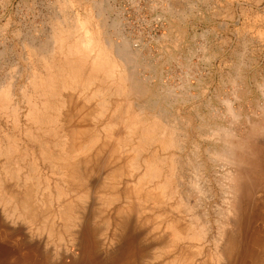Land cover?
<instances>
[{
	"label": "bare ground",
	"instance_id": "bare-ground-1",
	"mask_svg": "<svg viewBox=\"0 0 264 264\" xmlns=\"http://www.w3.org/2000/svg\"><path fill=\"white\" fill-rule=\"evenodd\" d=\"M69 1L85 4L84 0ZM118 1L99 0L97 11L90 0L83 18L79 13L73 20L63 15L53 22L51 39L31 42L27 83L17 92L14 81L0 82V237L5 239L0 248L22 249L35 264H62L60 260L71 247L83 249V235L88 234L84 237L94 246L97 231L87 228L93 195L101 188L110 191L109 198L101 202L110 211L103 245L121 238L118 232L124 227L139 228V241L127 238L120 248L125 262L141 264L142 257L169 230V252L158 257L169 256L165 264H194L195 259L178 241L208 239L207 226L191 213V203L174 183L175 157L157 154L176 148L180 141L174 126L162 121L158 107L155 111L142 104L150 89L141 86L148 78L145 71H149L147 57L144 61L139 57L146 48L144 30L136 40L130 37V12ZM131 4L141 10L138 1ZM172 8L176 10L175 4ZM157 18L163 20L160 14ZM33 60L40 66H34ZM10 123L13 130H9ZM226 132L225 128L228 147L219 159L228 165L224 175L227 210L209 255L216 264H255L260 250L264 251V235L262 238L246 229L251 182L244 174L249 170L241 166L252 165L251 156H261L263 151L256 143L257 151L244 140L236 142L231 133L226 137ZM240 148L250 155L249 160V155L239 154ZM103 175L109 180L101 186ZM157 205L191 213L195 223L184 226L181 219L165 214L171 221L162 232V227L146 216ZM147 225L152 236L141 241ZM138 242L140 248L136 247ZM94 258L100 262L98 255Z\"/></svg>",
	"mask_w": 264,
	"mask_h": 264
},
{
	"label": "rangeland",
	"instance_id": "rangeland-1",
	"mask_svg": "<svg viewBox=\"0 0 264 264\" xmlns=\"http://www.w3.org/2000/svg\"><path fill=\"white\" fill-rule=\"evenodd\" d=\"M91 1L97 10L99 0ZM136 1L140 3V11L132 6V0H120L118 3L130 12L129 23L133 26L130 37L136 40L141 30H144L146 48L139 57L143 61L147 57L149 71H145L148 78L146 82H141V86L150 89L142 98V104L155 111L158 107L162 121L174 126L180 141L176 148L159 150L157 154L175 157L177 173L174 183L179 186L182 197L191 203V213L208 229L207 240L178 241V245L195 259L194 264L203 260H207L208 264H216L209 253L214 249L213 238L218 236L220 222L225 220L224 213L227 210V181L224 175L228 165L226 167L219 159L221 152L228 147L224 141L225 128L228 131L226 137L231 133L232 137H229L236 142L240 139L238 143L242 144L244 140L245 145L257 151L254 147L256 143L258 150L261 148L263 151L259 157L251 156L253 159L257 157L256 160L261 157L258 159L261 161L259 164L244 149H238L243 157L244 153L249 155L245 156L248 160L251 158L254 164L250 160L252 165L241 166L249 170L250 173L244 174L253 185L251 187L248 182L251 203L246 229L251 234L262 235V238L264 235V0ZM69 2L0 0V82L14 81L18 92L20 85L25 84V81L27 83L31 74V42L38 43L49 38L53 22L62 19L63 15L70 16L71 20L76 13L80 14V18L84 17L85 6L90 0L75 5ZM174 4L175 11L172 8ZM158 14L163 16V20H158ZM108 20L112 24V19ZM146 22L151 23L148 25ZM29 48L32 50L30 53ZM33 65L39 67L40 63L33 60ZM8 127L13 130L11 123ZM253 130L258 131L254 133ZM256 132L263 135L260 137ZM150 153H147L148 156ZM105 178L103 175L101 186L107 184L109 179ZM120 191H123L122 185ZM109 193L108 188H101L100 193L93 195L94 205L90 209L87 229L97 231L95 241L92 240L94 246L86 239L89 235H83V251L71 247L60 263L95 264L94 257L98 255L100 262L96 264H118L120 261L130 264L125 262L126 257L121 255L120 248L124 247L127 238H137L139 241L138 226L130 230L124 227L118 232L121 238L108 246L103 245L110 211L101 202L109 198ZM191 213H180L170 206L164 208L157 205L153 211H147L146 216L156 221L163 232L171 221L165 214L181 219L184 226H188L194 222ZM149 226L145 227L141 241L149 240L148 236H152ZM168 232L142 257L141 264L167 263L170 257L159 258L158 254L169 252ZM4 243L5 239L0 237V246H4ZM136 247L140 248L139 242ZM25 253L22 249L0 248V264H35L34 260L25 257ZM263 258L262 248L255 264L262 263Z\"/></svg>",
	"mask_w": 264,
	"mask_h": 264
}]
</instances>
